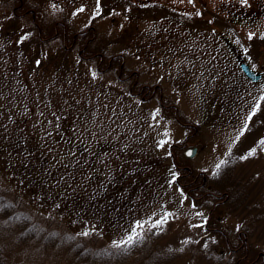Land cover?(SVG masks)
Wrapping results in <instances>:
<instances>
[{
  "label": "rangeland",
  "instance_id": "1",
  "mask_svg": "<svg viewBox=\"0 0 264 264\" xmlns=\"http://www.w3.org/2000/svg\"><path fill=\"white\" fill-rule=\"evenodd\" d=\"M29 1L42 10L44 24L67 17L74 30L93 25L96 38L91 53L101 52L106 58L123 56L125 74L137 72L140 85L159 86L163 99L174 106L180 120L198 127L196 135L186 141V147H195L197 152L187 158L173 148L179 169L174 167L170 146L180 144L188 130L174 119L173 109L165 111L158 105L157 97L143 102L131 96L129 85L117 77L119 63L99 72L96 59L80 60L76 52L60 54L56 51L60 43L50 41L43 60H49L50 50L55 52L59 56L58 61L55 59L57 68L48 62L30 69L26 65L29 51L4 39L8 24L19 31L17 36L29 21H8L11 2L0 1V80H8L0 87V106L7 110L0 134L46 141L69 121L67 126L75 127L84 152L75 157L64 179L79 187L88 185L85 196L96 197L98 208L105 206L109 220L99 224L103 218L96 213L88 223L91 227L95 223L94 227L70 231L93 255L84 254L85 249L81 257H72L69 246L63 244L65 227L40 226L33 232L41 238L22 240L3 264H236L241 254L232 253L226 242L236 247L239 230L247 232L251 251L240 264L251 263L264 252V222L251 219L264 211V145L260 144L264 140V80L233 85L239 70L217 36L222 33L228 37L252 67L264 66V13L248 25L230 23L235 13H252L264 0H173L170 4L150 0L146 5L129 0L135 6L128 5L127 0H99V5L98 0ZM187 22L197 31L203 27L208 39L189 32L176 41L179 54L172 56L169 51L173 43L159 32L173 23L182 31ZM10 35L15 43L13 33ZM65 60V72L59 73ZM30 95L33 108L31 103L27 105ZM18 105L21 109L15 108ZM24 116L27 123L22 122ZM2 117L0 114V121ZM253 149L255 153L249 155ZM25 150L18 146L14 152L22 157ZM67 153L62 144L48 150L45 167L61 165ZM229 161L233 165L230 171L246 186L253 216L224 202L208 221L211 204L187 196V187L178 186L176 177L190 168L192 174L205 177L213 193L221 194L220 168ZM6 168L8 163L0 161V172L5 174L0 186L8 198L22 194L31 202L27 187L4 186L2 182L15 177ZM94 170L98 171L92 175ZM207 226L218 227L224 234ZM25 231L13 214L0 215V244L16 243L18 232ZM129 235L136 236L134 242L121 244ZM119 251L124 252L117 257ZM105 256H110L108 261Z\"/></svg>",
  "mask_w": 264,
  "mask_h": 264
},
{
  "label": "trees",
  "instance_id": "2",
  "mask_svg": "<svg viewBox=\"0 0 264 264\" xmlns=\"http://www.w3.org/2000/svg\"><path fill=\"white\" fill-rule=\"evenodd\" d=\"M9 20L17 19L9 17L8 21ZM7 26L8 27L5 28L7 33L4 35V39L13 47L15 44L24 49L26 52L29 51V59L26 65L28 64L30 69L34 66L43 67V65L48 62L51 68H57L58 64L55 63V59L58 61L59 56H57L55 52H51V50L49 51V60L44 63L45 60H43V57L45 55L43 49H47V47H44L46 44L43 45L37 39L36 30L31 22H29L28 25H23V29L25 31L17 34V36H15V26H11V24H8ZM10 32L11 34L13 33V37L16 38L15 43L12 41L13 39L10 38ZM16 33H19V31ZM22 36L24 38H22ZM48 47L50 48V43ZM56 51H59L61 54L63 49L60 46L56 49ZM63 63H60V65H64V67L59 71V73L65 72L66 60ZM7 81L8 80L5 81V79L0 80V87L3 86V83L6 84ZM33 102L34 100L31 99L30 95L27 105L29 106V103H31L33 108V106H35ZM3 108V106H0V114L3 115L0 123L4 122L3 120L6 119L4 117L7 115L5 114L7 113V110H3ZM15 108H20V105L15 106ZM19 111H17V113H19ZM22 113L24 112L22 111ZM18 120L19 119L15 120V124ZM56 121L57 120H55V122ZM22 122H28L26 116L23 117ZM67 125H69V121H67V124L64 125L65 127H62L60 132H58V129H55V131L49 136L50 138L46 141H43L42 138H37L35 136H33V138H29L27 136L26 139H23L22 136L20 137L14 134L9 136H2L0 134V161H6L9 168H6L5 171H9L10 175L12 174L11 176H15L14 178L9 177L5 183H2L7 188L10 186L9 184L27 187L28 194L33 197L31 202L26 201L22 197V194H18L17 196L15 195V199L8 198L7 191L0 186V215L9 213L13 214L16 217L19 227L27 229L25 232H18L15 238L16 243L10 245L0 244V264H3L4 261H8L10 256L13 254L15 246L22 243V240L27 238H41V236L39 237L33 232V228L40 226L49 227L53 225L56 228H58V226L65 227L66 229L64 230L67 232H64L63 238L65 239V242L63 244H67L69 246L72 257H81L85 249L86 251L84 254L93 255V253L89 251V248L86 247L88 245L83 243L85 245L83 246L81 242H78V240L72 237L70 231L73 228L81 226L88 228L91 227L88 223L91 220V216L96 213L103 218V221L101 219L98 220L99 224H107L109 221L107 218L108 211L105 206H99L98 208L99 200L96 197L93 198L92 196H85V190L88 185L79 187L78 183H72L71 181H66L64 179L68 167L72 164V162L76 161L75 157L84 152V150L79 148V146L81 147L82 145L80 144L79 139H76L77 133L75 127H69ZM59 134H61V136ZM59 144H62L63 147H66L68 150V153L64 155L61 159L62 161H60L61 165H57L53 169L45 167V164L47 163V156H45L47 151H52V149ZM18 146L26 149L22 152V157L14 152L15 148ZM232 167V161H229L224 163V165L220 168L222 180L220 178L219 182L223 181L220 183L222 186L220 187L222 190H225L227 196L225 204L229 205L234 210H246V213L251 214L252 210L249 208L246 186L242 184L237 175L230 171ZM97 171L98 170H94L92 175H95ZM3 175L2 173L0 175V180L2 181H4ZM107 191L108 190H105L104 192ZM104 192L103 195L105 196ZM41 219L43 220L42 225H40ZM251 219L253 221H261L262 224V222H264V211H260L255 217H251ZM94 225L95 223H92V227H94ZM123 252L124 251H119L117 253V257H120ZM105 257H107L104 258L107 261L110 258V256Z\"/></svg>",
  "mask_w": 264,
  "mask_h": 264
},
{
  "label": "flooded vegetation",
  "instance_id": "3",
  "mask_svg": "<svg viewBox=\"0 0 264 264\" xmlns=\"http://www.w3.org/2000/svg\"><path fill=\"white\" fill-rule=\"evenodd\" d=\"M4 1L5 3L11 2V17L12 19L15 18L17 20H28L32 23L36 30V36L37 39L45 45L44 47H47L50 43V41H58L60 43V46L63 49V52L61 54L69 55L70 53L76 52L78 55V58L81 60H90V59H96L97 60V70L99 72H107L108 70L113 69L115 67V63H119L118 65V79L128 84V92L131 96L139 97L141 101L143 102H150L153 99L157 97L158 105L164 109L165 111H169V109H173L174 107L170 103H166V101L163 99L162 89L157 86H151L147 84H139L138 77L139 74L137 72H132L130 74H125V58L122 56L114 55L111 57H105L103 53L96 52L91 53L90 49L92 48V44L96 38V32L93 25H90L89 27L85 29H73L71 27V23L66 19L67 17H63L61 21H56L51 23L50 25L44 24V16L42 13V10L36 6H34L32 3H30L29 0H0ZM7 1V2H6ZM109 2L108 0H106ZM150 0H139L140 5H146L145 3H149ZM169 4L173 0H166ZM128 5H134V2H130L129 0L126 1ZM195 3V2H194ZM192 2V4H194ZM196 3H204L203 0H200ZM105 4V3H104ZM103 4V5H104ZM222 5L224 6L223 2ZM226 8V6H224ZM171 10H176L173 8H170ZM228 13H231V9L227 7ZM225 11V9H224ZM235 13V12H234ZM264 13V2L262 4H258V6L254 9L252 13L249 12H242V13H235V15L231 18V25H248V21H258ZM129 18V17H128ZM245 23V24H244ZM157 32V31H155ZM189 32L199 36V38L208 39L207 34L205 33V29L203 27H200L199 30L193 29V25L191 23H186L184 29L181 31L178 29V26L174 23L170 26H164L163 29L159 32L161 37L165 35L163 38L164 40H168L173 43L174 47L172 50H170V54L172 56H176L179 54V50L177 47V42L180 40L183 36H186ZM182 33V34H181ZM218 38L222 40V42L227 46L228 51L233 59V61L236 63L237 68L239 70V73L236 74V78L234 79L233 85L236 84V86H241V83L245 81V83H253L258 84L262 80H264V66H261L260 69H256L250 65V62L248 60H245V55L243 52L238 48L237 45H234L232 41L226 37L222 33H218ZM48 48V47H47ZM44 50V49H43ZM204 51V50H203ZM201 51V52H203ZM91 53V54H90ZM204 54V53H203ZM246 63L251 70L255 72L256 76H261V79L259 82H252L248 76L242 71L240 64ZM235 74V73H234ZM173 116L174 119L184 128L188 130V134L186 135L185 139L177 145L170 146V155L172 158V161L174 163V167L176 169H179V166L176 164V157L174 155L173 148H176L177 151L181 152L184 157L185 152L189 149H192L191 147H186V141L188 138L193 137L198 132V127L189 124L186 121H181L178 117V111L174 108L173 109ZM195 148V147H193ZM197 152V151H196ZM195 156V155H194ZM193 156V157H194ZM188 158V157H187ZM187 172L185 174H178L176 177V184L182 188L187 187L185 190L186 195L190 197H196L194 199H202L205 202H209V205L211 206L209 209V218L213 216V214L216 212V208L224 204V202L227 201L226 192L225 190H221V194L213 193L208 185H206L205 177L201 175L200 173H197L196 175L192 174L190 168H186ZM199 174H200V181H199ZM183 180H186L184 182ZM203 190H205L204 193ZM211 214V216H210ZM219 217V216H218ZM217 217V218H218ZM211 220V219H210ZM220 220V217L217 219V221ZM206 220V225H208ZM210 231L214 232H221L224 234L220 228H209L206 227ZM227 239H225L226 241ZM230 247H228L232 253L234 254H241V257L237 260L236 264H240V261H245L250 256V246L248 245V236L247 232L245 230H239L238 236H237V246L231 247L230 242L227 240L226 242ZM263 263L264 264V252H260L255 259L248 264H257V263ZM247 264V263H246Z\"/></svg>",
  "mask_w": 264,
  "mask_h": 264
},
{
  "label": "water",
  "instance_id": "4",
  "mask_svg": "<svg viewBox=\"0 0 264 264\" xmlns=\"http://www.w3.org/2000/svg\"><path fill=\"white\" fill-rule=\"evenodd\" d=\"M242 71L248 76V78L252 82H258L261 79V76H256L255 72L249 68V66L246 63L240 64ZM197 149L192 148L185 152V156L188 158H192L196 154ZM191 153V155H189Z\"/></svg>",
  "mask_w": 264,
  "mask_h": 264
},
{
  "label": "snow or ice",
  "instance_id": "5",
  "mask_svg": "<svg viewBox=\"0 0 264 264\" xmlns=\"http://www.w3.org/2000/svg\"><path fill=\"white\" fill-rule=\"evenodd\" d=\"M190 2H191V0H190ZM98 5H99V0H98ZM84 9L83 8H81L80 9V11H83ZM249 38H251V35H250V37ZM37 63H39V62H37ZM249 119H251V117H249ZM245 127H247V125H245ZM243 133H241V135H242ZM260 144L261 145H264V140H261L260 141ZM255 153V149H253L250 153H249V155H253ZM189 155H191V153H189ZM247 157H242V159H246ZM219 167H220V165H217V169H219ZM215 174V173H214ZM164 221H158L157 223H163ZM84 235H87L88 233H83ZM136 239V236L135 235H129L128 237H127V239L126 240H124V241H122L121 242V244H128V245H131L133 242H134V240ZM116 247H120V244H117L116 245Z\"/></svg>",
  "mask_w": 264,
  "mask_h": 264
}]
</instances>
